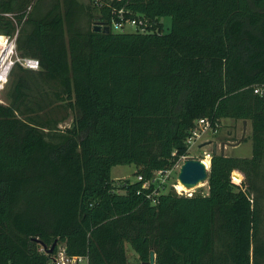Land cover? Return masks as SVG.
Wrapping results in <instances>:
<instances>
[{"label":"trees","instance_id":"16d2710c","mask_svg":"<svg viewBox=\"0 0 264 264\" xmlns=\"http://www.w3.org/2000/svg\"><path fill=\"white\" fill-rule=\"evenodd\" d=\"M119 10L145 32L114 31ZM16 27L39 70L15 67L0 103V264L60 246L131 264L126 245L135 264H264V0H0V34ZM199 119L248 122L251 157L211 152L207 194L143 188ZM123 165L136 181L116 190Z\"/></svg>","mask_w":264,"mask_h":264},{"label":"rangeland","instance_id":"374dc122","mask_svg":"<svg viewBox=\"0 0 264 264\" xmlns=\"http://www.w3.org/2000/svg\"><path fill=\"white\" fill-rule=\"evenodd\" d=\"M78 1L87 4L89 0H78ZM41 10L42 11L46 10V4H44L41 7ZM161 23L164 26V31H167V29L170 27V19L163 18L161 19ZM133 31H135L134 28H131L130 26H126L120 32H133ZM32 73H34L33 76L36 78L37 77L36 72H32ZM12 81L13 78L10 77L5 90L0 95V103L4 105L9 104L8 92L12 87ZM41 85H44V83ZM70 125H71V117L68 118V120H66L65 122L61 123L59 125V128L60 129L68 128ZM250 135H251V130L249 123L246 122V125L244 127L241 121L235 122L229 119L221 120L216 128L215 134H211L208 132L207 134L203 135L199 140H197L194 144H192L188 148V152L186 156L182 157L179 160V162L171 170L167 178H161V181L163 182L158 184L159 192L166 193L170 189H173L177 194L186 195V196L195 192L207 194L208 191L207 181H204L203 183L199 184L196 188L191 190H186V189L185 191L177 190L176 188L178 184L177 176L183 162L188 159L206 160L205 155L211 154L213 149V144L216 145V153L220 152V146H219L220 143H228L226 144L228 146L225 148L223 154L236 158H250L252 154ZM239 141L240 144L237 147L231 148V146L235 145ZM135 172H136V167L134 165H123V166L113 167L111 169V180L113 182L114 188L116 190H119L120 187L126 181L135 182L136 181ZM262 218H263V226H264V206L262 207ZM126 255L128 257L129 263L135 264L136 255L128 245H126Z\"/></svg>","mask_w":264,"mask_h":264},{"label":"built area","instance_id":"2783aa9c","mask_svg":"<svg viewBox=\"0 0 264 264\" xmlns=\"http://www.w3.org/2000/svg\"><path fill=\"white\" fill-rule=\"evenodd\" d=\"M124 11L119 10L116 12L117 20L112 21V29L116 32L122 31L126 26H130L135 30H139L141 33L145 32L146 21L139 18L126 19L124 16ZM19 29L16 27L15 32L12 35L0 34V95L5 90L11 74L15 67H20L28 71H38L39 62L33 67L32 62L38 61L36 59L22 57L17 52L16 48V39L18 36ZM255 93L258 91L255 90ZM215 134L216 130L212 128L209 120L199 119L195 123V127L191 130L190 135L186 141L188 147L194 144L199 140L203 135L207 133ZM205 159L210 160V155H205ZM171 171H158L154 174L153 179L150 181L144 182L143 188H148L150 184H155L157 182L162 183L161 178H167ZM138 181H141V177L137 178ZM161 181V182H160ZM159 189V185H158ZM157 189V190H158ZM153 194H156L155 192ZM87 258L84 256H70L65 252L63 246L58 247L55 255L50 259V264H86ZM140 264H149V260L146 263ZM152 264H156L155 260Z\"/></svg>","mask_w":264,"mask_h":264},{"label":"water","instance_id":"95a60500","mask_svg":"<svg viewBox=\"0 0 264 264\" xmlns=\"http://www.w3.org/2000/svg\"><path fill=\"white\" fill-rule=\"evenodd\" d=\"M94 32H102V33H109L110 28L108 26H101V25H94L93 26ZM246 122H243V126L245 127ZM242 140V138H241ZM240 144V141L236 143L234 146ZM224 144L221 147V154H223ZM213 153H216V145H213ZM210 162L208 167L205 166L202 160H194L188 159L183 162L179 169V173L177 176V181L181 184L184 189L191 190L196 188L199 184L203 183L207 180V172L209 171ZM54 248V245L46 252L50 254ZM155 260V255L153 252L149 255V264H152Z\"/></svg>","mask_w":264,"mask_h":264},{"label":"bare ground","instance_id":"6f19581e","mask_svg":"<svg viewBox=\"0 0 264 264\" xmlns=\"http://www.w3.org/2000/svg\"><path fill=\"white\" fill-rule=\"evenodd\" d=\"M202 161L205 164V166L208 167V165H209L208 161L207 160H202ZM176 188L179 191H185L184 187L181 184H179V183L177 184Z\"/></svg>","mask_w":264,"mask_h":264},{"label":"crops","instance_id":"0c3cea01","mask_svg":"<svg viewBox=\"0 0 264 264\" xmlns=\"http://www.w3.org/2000/svg\"><path fill=\"white\" fill-rule=\"evenodd\" d=\"M248 123V122H247ZM243 124V123H242ZM224 144V149H223V152H224V150H225V148L228 146V145H226V144H228V143H220V152H221V147H222V145ZM213 145H215V144H213ZM238 146V145H237ZM237 146H231V148H233V147H237ZM213 150V149H212Z\"/></svg>","mask_w":264,"mask_h":264},{"label":"clouds","instance_id":"9594fccd","mask_svg":"<svg viewBox=\"0 0 264 264\" xmlns=\"http://www.w3.org/2000/svg\"><path fill=\"white\" fill-rule=\"evenodd\" d=\"M36 64H38V61H33L32 62L33 67H35Z\"/></svg>","mask_w":264,"mask_h":264}]
</instances>
